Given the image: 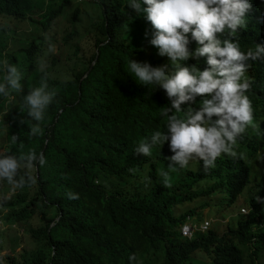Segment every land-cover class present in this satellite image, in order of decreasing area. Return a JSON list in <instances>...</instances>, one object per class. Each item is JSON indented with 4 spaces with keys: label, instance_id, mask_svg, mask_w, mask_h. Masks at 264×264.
I'll return each mask as SVG.
<instances>
[{
    "label": "trees",
    "instance_id": "trees-1",
    "mask_svg": "<svg viewBox=\"0 0 264 264\" xmlns=\"http://www.w3.org/2000/svg\"><path fill=\"white\" fill-rule=\"evenodd\" d=\"M127 3L0 0V26L8 19L30 22L36 30L14 46V29L0 27V83L5 60L22 74V91L0 95V139L6 135L8 154L19 155L23 142L25 153L35 150L46 158L43 167L36 165L37 183L17 189L5 201L10 209L5 223L26 226L37 243L34 249L8 255L6 264H245V253L251 264H264L259 261L264 254V202L257 200L264 201V175L254 177L250 165L264 150V60L250 62L245 74L252 82L245 94L254 119L237 138L235 147L243 152L222 155L208 172L194 158L187 168L171 173L172 187H165L159 173L174 155L169 143L154 147L151 156L136 155L135 148L156 131H167L160 109L171 107V100L163 88L139 84L127 65L132 59L153 67L168 65L169 73L174 69L170 58L151 45L156 30L146 13L138 14ZM188 36L194 52L201 45ZM238 39L245 52L264 45V0H252L247 27L238 30ZM41 61L47 64L49 90L57 95L40 122L43 135L31 136L27 122L21 123L30 117L21 107L45 77ZM183 63L208 67L207 57ZM204 98L197 96L181 107L199 110ZM12 135L20 137L15 144ZM251 179L257 191L249 199L248 216L239 214L222 234L215 228L192 239L182 237L181 225L189 217L202 222L198 215L210 207V199L223 194L230 207ZM69 192L79 199H69ZM133 254L135 261L129 260Z\"/></svg>",
    "mask_w": 264,
    "mask_h": 264
},
{
    "label": "clouds",
    "instance_id": "clouds-1",
    "mask_svg": "<svg viewBox=\"0 0 264 264\" xmlns=\"http://www.w3.org/2000/svg\"><path fill=\"white\" fill-rule=\"evenodd\" d=\"M143 3L146 8L142 7L140 0H128L127 5L138 14L146 13V19L156 30L150 43L158 49V55L170 58L174 70L169 73L168 65L153 67L132 59L127 65L139 84L157 85L171 100V107L160 109V115L167 120V131H156L150 138L141 140L135 154L151 156L154 147L162 148L169 143L174 155L168 158L167 170H161L159 175L163 185L171 188L170 174L187 168L194 158L203 161L204 170L208 172L216 167V161L222 155L235 157L237 138L246 132L254 119L251 101L245 94L252 82L245 74L251 67L250 62L264 60V45L255 44L245 52L238 39V30L247 27L252 0H143ZM0 27L7 29L9 25ZM123 27L128 31L127 24ZM189 33L201 45L194 52L188 47ZM222 35L226 38L222 39ZM200 57H207L208 67L204 70L183 63ZM3 66L6 75L4 82L0 83V95L9 96V89L22 91V74L17 66L10 65L7 60ZM46 68L47 64L41 61L39 70L45 73V77L39 87L24 97L21 107V112L27 110L30 117L21 123L27 122L31 136L43 135L40 122L57 95L55 89L49 90ZM197 96L205 97L199 110L192 107L187 111L182 109L181 105L195 102ZM181 112L183 116L178 115ZM19 139L18 135L11 137L13 144ZM37 163L41 167L46 164L44 153L38 155L35 150L25 153L23 142L19 155L0 152V181L6 180L11 185V192L0 196V202L9 200L17 189L37 183L34 175ZM129 171L134 173L137 170ZM68 198L79 199V194L69 192ZM257 200L264 202L259 197ZM243 209L247 213H243ZM249 213L250 209L246 208L239 211L244 216ZM189 219L181 225L183 238L192 239L198 232L205 234L212 230V221L191 223ZM206 223L208 227L205 229ZM184 225L194 227L191 237L183 235ZM129 260L135 261L136 255H131Z\"/></svg>",
    "mask_w": 264,
    "mask_h": 264
},
{
    "label": "rangeland",
    "instance_id": "rangeland-1",
    "mask_svg": "<svg viewBox=\"0 0 264 264\" xmlns=\"http://www.w3.org/2000/svg\"><path fill=\"white\" fill-rule=\"evenodd\" d=\"M9 21L10 20L8 19H2L1 26L7 24ZM7 25H9L7 30H10L12 28L14 29L13 31H11V33L13 34L14 46L18 44L22 45V43L28 41L31 34L36 32L35 26L31 25L30 22L21 23L12 20V23H8ZM5 144L6 135L5 137L2 136L0 139V152H5ZM234 150L235 152H243L239 148H236ZM250 165L252 168V175L254 177H262L264 175V150L258 154L256 160L250 163ZM252 179L251 183L246 186L244 193L241 195V197L238 198L234 205L227 207V205H225L226 201H224L226 197L223 194H220L215 198L210 199V207L201 210V214L198 215V217H203L202 220L204 221H212V229H218L220 234L225 232L228 226L233 225L234 222H232V220L239 215V211L241 208H246L247 210L250 209L249 199H251L257 191L255 187L256 182ZM6 182L4 181L2 183L0 181V196L6 195L11 192V190H7L6 192L2 190V187H10V185H8ZM9 210V206L5 204V201L0 202V240L3 239V242L0 243H3L2 247H4L3 250H1L2 248H0V264H6V258L8 255L19 254L23 252L26 247L31 250L37 246V243L29 236V232L27 231L26 226L13 224L10 228L11 225L5 223L3 217L9 212ZM189 222L196 223L197 218L189 219ZM235 222L237 221L235 220ZM197 228L198 226L196 225V229ZM6 238L8 239L5 242ZM6 244L11 249H7ZM261 259L264 260V254L259 257V261ZM245 264H251L250 259L246 253Z\"/></svg>",
    "mask_w": 264,
    "mask_h": 264
},
{
    "label": "built area",
    "instance_id": "built-area-1",
    "mask_svg": "<svg viewBox=\"0 0 264 264\" xmlns=\"http://www.w3.org/2000/svg\"><path fill=\"white\" fill-rule=\"evenodd\" d=\"M243 213H247L246 210H242ZM208 227V223H206L205 225V229ZM192 229L194 230V227L192 226H189L188 225H184L183 228H182V233L184 236H187V237H191L192 236Z\"/></svg>",
    "mask_w": 264,
    "mask_h": 264
}]
</instances>
